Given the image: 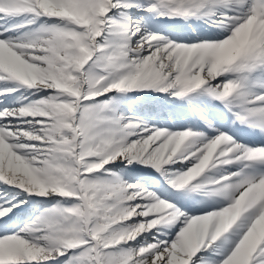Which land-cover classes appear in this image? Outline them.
Returning <instances> with one entry per match:
<instances>
[{
	"label": "snow or ice",
	"instance_id": "6c2138e0",
	"mask_svg": "<svg viewBox=\"0 0 264 264\" xmlns=\"http://www.w3.org/2000/svg\"><path fill=\"white\" fill-rule=\"evenodd\" d=\"M0 264H264V0H0Z\"/></svg>",
	"mask_w": 264,
	"mask_h": 264
}]
</instances>
